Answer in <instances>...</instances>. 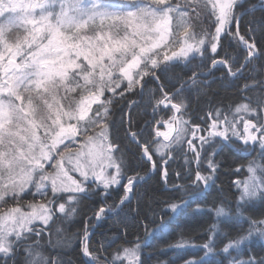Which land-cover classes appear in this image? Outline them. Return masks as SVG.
Instances as JSON below:
<instances>
[{
  "label": "snow or ice",
  "instance_id": "6c2138e0",
  "mask_svg": "<svg viewBox=\"0 0 264 264\" xmlns=\"http://www.w3.org/2000/svg\"><path fill=\"white\" fill-rule=\"evenodd\" d=\"M261 62L264 0H0V264H63L46 248L93 192L102 199L79 234L84 264H141L139 238L126 236L129 219L140 220L133 201L143 184L159 173L165 189L206 191L223 166L217 145L234 142L248 157L231 169L246 172L232 181L236 209L213 206L201 245L170 246L203 250L184 264H211L218 242L229 264H264V254L240 255L247 241L264 240V211L243 210L264 202ZM175 69L183 74L167 80ZM209 76L238 94L226 103L216 93L193 116L189 96ZM141 103L145 118L134 124ZM109 220L119 233H98Z\"/></svg>",
  "mask_w": 264,
  "mask_h": 264
},
{
  "label": "trees",
  "instance_id": "16d2710c",
  "mask_svg": "<svg viewBox=\"0 0 264 264\" xmlns=\"http://www.w3.org/2000/svg\"><path fill=\"white\" fill-rule=\"evenodd\" d=\"M258 1L246 0V6L256 5ZM256 15L259 16L261 13L257 11ZM247 19L248 17L242 19L241 28H243L244 21ZM259 67H264V62H261ZM177 74H183L181 69L170 71L166 79L175 82ZM216 75L218 76L219 73H216ZM216 93H219V98L224 99L226 103L238 94L234 86L225 88L215 77L210 78L208 88H205L199 94L193 90L189 96L193 116L201 113L206 100L216 99ZM134 99L138 103L140 102V97L136 96ZM131 114L133 123L139 124L145 118L144 105L142 103L140 107L135 104L132 105ZM118 117L119 109H117V119ZM120 135L122 137V130ZM242 149L243 146L237 142L217 145V159L221 161L223 166L217 174L218 179H216L215 184L206 191L195 192L190 188L188 192L181 194L171 189H165L159 173H155L143 184L140 189L141 199L139 205L136 201H133V207L139 206L141 209L140 220L132 221L129 219L130 226L126 236L128 241H135L139 238L142 244L141 264H184L185 259H200L203 257L204 252L198 247L175 249L170 245L175 244L181 238L192 241L196 246L201 245L205 242L208 230L216 220L214 213L210 211L213 206L223 204L230 210L234 211L236 209L239 189L233 185L232 181L245 176V170L241 168L239 173H234L231 169L240 166L248 158L247 153ZM256 152H259V149H256ZM174 170H179V163L172 165L169 171L170 181L176 180V177L172 174ZM181 196H183V199H181ZM100 199L102 198L93 192L90 199L83 201L78 206L77 215L61 222L63 231L58 237L60 243L54 247L46 248V251L59 257L63 264H84L85 259L80 252L79 234L84 220L92 214L90 209ZM112 199H116V196L113 195ZM168 201H177L180 204L186 203V206L174 216L167 211ZM243 210L245 215H259L261 211H264V202L257 198L250 204L243 206ZM145 216L148 217L146 221ZM145 223L147 224V233H145ZM244 227L246 228L247 225ZM121 228L122 226L119 223L109 220L101 223L97 232L112 236L117 235ZM98 238L99 236H97ZM52 240L55 243L57 236L54 235ZM219 246L218 242L217 252L214 257L210 258L211 264H229L231 257L219 252ZM245 252L264 254V240L254 237L247 241L242 246L241 258H246ZM235 255L236 253L233 252L232 256Z\"/></svg>",
  "mask_w": 264,
  "mask_h": 264
},
{
  "label": "rangeland",
  "instance_id": "374dc122",
  "mask_svg": "<svg viewBox=\"0 0 264 264\" xmlns=\"http://www.w3.org/2000/svg\"><path fill=\"white\" fill-rule=\"evenodd\" d=\"M245 177H246V172H245V176L241 177L239 180L243 181L245 179ZM180 205L181 206L178 207L175 212H173L169 207L167 208V211H169L172 215L176 216L182 210V208H184L186 206V203L180 204Z\"/></svg>",
  "mask_w": 264,
  "mask_h": 264
},
{
  "label": "water",
  "instance_id": "95a60500",
  "mask_svg": "<svg viewBox=\"0 0 264 264\" xmlns=\"http://www.w3.org/2000/svg\"><path fill=\"white\" fill-rule=\"evenodd\" d=\"M258 4H259V1H258V3H257L256 5H258ZM153 175H154V173L151 175V177H152ZM148 180H149V179H148ZM148 180H147V181H148ZM100 225H101V224H100ZM100 225L97 226V230L99 229ZM83 257H84V256H83ZM84 259H85V257H84Z\"/></svg>",
  "mask_w": 264,
  "mask_h": 264
},
{
  "label": "flooded vegetation",
  "instance_id": "af4514ba",
  "mask_svg": "<svg viewBox=\"0 0 264 264\" xmlns=\"http://www.w3.org/2000/svg\"><path fill=\"white\" fill-rule=\"evenodd\" d=\"M210 78H214L213 76H209V78L208 79H210ZM237 143H239V142H237ZM239 145H242V144H240L239 143ZM243 146V145H242ZM244 147V146H243ZM155 174V173H154Z\"/></svg>",
  "mask_w": 264,
  "mask_h": 264
}]
</instances>
